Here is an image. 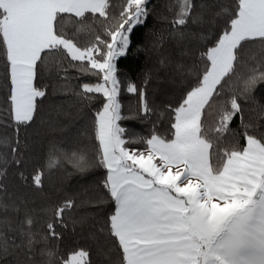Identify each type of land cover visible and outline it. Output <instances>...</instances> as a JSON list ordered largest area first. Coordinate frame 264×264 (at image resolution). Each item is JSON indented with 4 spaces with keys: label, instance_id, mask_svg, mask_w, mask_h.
Masks as SVG:
<instances>
[{
    "label": "snow or ice",
    "instance_id": "1",
    "mask_svg": "<svg viewBox=\"0 0 264 264\" xmlns=\"http://www.w3.org/2000/svg\"><path fill=\"white\" fill-rule=\"evenodd\" d=\"M150 3L0 0V264H264V0H165L138 49L181 92L162 110L118 67ZM38 122L76 136L28 171Z\"/></svg>",
    "mask_w": 264,
    "mask_h": 264
},
{
    "label": "trees",
    "instance_id": "2",
    "mask_svg": "<svg viewBox=\"0 0 264 264\" xmlns=\"http://www.w3.org/2000/svg\"><path fill=\"white\" fill-rule=\"evenodd\" d=\"M165 0H151L150 7L155 8L153 12V18L148 21L146 28H139L135 34L131 37L132 46L126 57L121 58L118 61V67L124 74L123 78H128L134 81L137 85H141L143 82V76L145 72H150L153 76L151 83L147 86V91L150 100L162 110L164 106L171 104L173 107L177 105L180 99L181 92L177 86L170 83L167 78L166 72L157 65L156 54L148 52H138V49H142L145 41V34L150 29L163 30L167 27L166 24L156 23V17L164 15L165 10L163 5ZM102 31V30H101ZM122 104L127 107L129 105H136L138 98L126 92H122L121 95ZM168 113H164L162 119L164 122V128L168 126ZM150 120H155L156 117H149ZM128 127L135 128L138 134L147 135L150 125L140 124L134 121L125 122ZM238 123V121H237ZM236 124H233L235 127ZM163 130V129H162ZM30 137H36L31 142L34 144V155L29 159L28 171H31L33 166H39L45 163L49 148L55 144L59 147H67L66 140L76 136V129L65 130L63 132L57 130L53 131L49 129L45 124L38 122L35 131L29 132ZM243 143V141H241ZM91 148V142L89 143ZM69 171L71 167L69 166ZM14 169L10 170L9 178L14 179ZM103 179V169H93L86 177L72 175L65 177L63 171L55 172L53 175L54 183H61L62 188L59 192L52 196L53 199L63 197L65 195L71 196L74 189H77L80 184L85 180L92 188H96L98 182ZM51 189V185H49ZM102 211H108V205L105 203ZM82 233L77 231L76 233H65V240L63 242L65 248H71L73 241L81 240Z\"/></svg>",
    "mask_w": 264,
    "mask_h": 264
}]
</instances>
